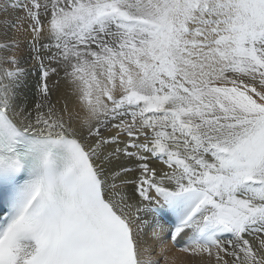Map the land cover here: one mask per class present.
Returning a JSON list of instances; mask_svg holds the SVG:
<instances>
[{
  "label": "snow or ice",
  "instance_id": "6c2138e0",
  "mask_svg": "<svg viewBox=\"0 0 264 264\" xmlns=\"http://www.w3.org/2000/svg\"><path fill=\"white\" fill-rule=\"evenodd\" d=\"M0 7V264H264V0Z\"/></svg>",
  "mask_w": 264,
  "mask_h": 264
},
{
  "label": "rangeland",
  "instance_id": "374dc122",
  "mask_svg": "<svg viewBox=\"0 0 264 264\" xmlns=\"http://www.w3.org/2000/svg\"><path fill=\"white\" fill-rule=\"evenodd\" d=\"M6 4V0H0V5ZM6 16V12L3 10V7H0V18H4Z\"/></svg>",
  "mask_w": 264,
  "mask_h": 264
},
{
  "label": "bare ground",
  "instance_id": "6f19581e",
  "mask_svg": "<svg viewBox=\"0 0 264 264\" xmlns=\"http://www.w3.org/2000/svg\"><path fill=\"white\" fill-rule=\"evenodd\" d=\"M7 15H10V10H9V12L6 13V16H7Z\"/></svg>",
  "mask_w": 264,
  "mask_h": 264
}]
</instances>
